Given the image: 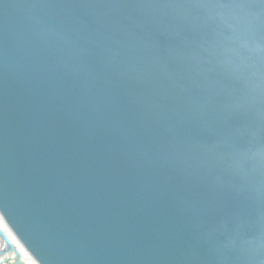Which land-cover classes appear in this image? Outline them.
I'll return each mask as SVG.
<instances>
[{
	"label": "water",
	"instance_id": "1",
	"mask_svg": "<svg viewBox=\"0 0 264 264\" xmlns=\"http://www.w3.org/2000/svg\"><path fill=\"white\" fill-rule=\"evenodd\" d=\"M25 258L264 264V2L0 0V264Z\"/></svg>",
	"mask_w": 264,
	"mask_h": 264
},
{
	"label": "rangeland",
	"instance_id": "2",
	"mask_svg": "<svg viewBox=\"0 0 264 264\" xmlns=\"http://www.w3.org/2000/svg\"><path fill=\"white\" fill-rule=\"evenodd\" d=\"M29 261L28 262H30V263H32V264H36L34 261H32V260H30V259H28ZM27 261V260H26Z\"/></svg>",
	"mask_w": 264,
	"mask_h": 264
},
{
	"label": "bare ground",
	"instance_id": "3",
	"mask_svg": "<svg viewBox=\"0 0 264 264\" xmlns=\"http://www.w3.org/2000/svg\"><path fill=\"white\" fill-rule=\"evenodd\" d=\"M17 246H22L18 241H16ZM24 248V247H23ZM25 249V248H24ZM26 250V249H25Z\"/></svg>",
	"mask_w": 264,
	"mask_h": 264
},
{
	"label": "flooded vegetation",
	"instance_id": "4",
	"mask_svg": "<svg viewBox=\"0 0 264 264\" xmlns=\"http://www.w3.org/2000/svg\"><path fill=\"white\" fill-rule=\"evenodd\" d=\"M25 260H27V262L29 261L27 258H25ZM32 264V263H31Z\"/></svg>",
	"mask_w": 264,
	"mask_h": 264
},
{
	"label": "snow or ice",
	"instance_id": "5",
	"mask_svg": "<svg viewBox=\"0 0 264 264\" xmlns=\"http://www.w3.org/2000/svg\"><path fill=\"white\" fill-rule=\"evenodd\" d=\"M261 2H264V0H261Z\"/></svg>",
	"mask_w": 264,
	"mask_h": 264
}]
</instances>
